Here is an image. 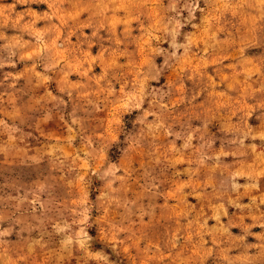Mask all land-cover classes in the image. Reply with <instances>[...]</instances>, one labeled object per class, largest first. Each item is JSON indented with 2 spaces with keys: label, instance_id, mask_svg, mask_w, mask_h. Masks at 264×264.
<instances>
[{
  "label": "rangeland",
  "instance_id": "obj_1",
  "mask_svg": "<svg viewBox=\"0 0 264 264\" xmlns=\"http://www.w3.org/2000/svg\"><path fill=\"white\" fill-rule=\"evenodd\" d=\"M0 264H264V0H0Z\"/></svg>",
  "mask_w": 264,
  "mask_h": 264
}]
</instances>
